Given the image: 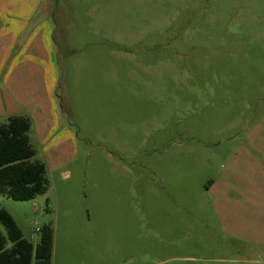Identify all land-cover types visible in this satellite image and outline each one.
I'll return each mask as SVG.
<instances>
[{
  "label": "rangeland",
  "instance_id": "374dc122",
  "mask_svg": "<svg viewBox=\"0 0 264 264\" xmlns=\"http://www.w3.org/2000/svg\"><path fill=\"white\" fill-rule=\"evenodd\" d=\"M18 1L0 85H55L56 112L29 132L48 193L0 195L24 238L51 224V264H264V0Z\"/></svg>",
  "mask_w": 264,
  "mask_h": 264
},
{
  "label": "trees",
  "instance_id": "16d2710c",
  "mask_svg": "<svg viewBox=\"0 0 264 264\" xmlns=\"http://www.w3.org/2000/svg\"><path fill=\"white\" fill-rule=\"evenodd\" d=\"M31 121L12 117L0 123V195L14 201H30L49 191L46 165L33 160L36 152L30 143ZM49 209V208H48ZM0 264H51L54 229L44 225L40 242L24 238L13 217L0 209Z\"/></svg>",
  "mask_w": 264,
  "mask_h": 264
},
{
  "label": "crops",
  "instance_id": "0c3cea01",
  "mask_svg": "<svg viewBox=\"0 0 264 264\" xmlns=\"http://www.w3.org/2000/svg\"><path fill=\"white\" fill-rule=\"evenodd\" d=\"M22 8L23 6L18 0H0V56L3 59L6 57V46H8L4 42L9 41V39L13 40L15 37L9 34H17L18 30L21 32L20 27L28 25V19L20 16ZM8 14L15 16L9 17ZM51 32V29H45L42 35L44 37L46 33L49 35ZM54 86L6 85V83L0 85V122H6L9 118L17 116L29 118L31 131L35 127L41 136L44 131H47L49 117H53L56 113L54 96H52ZM29 138L31 141L30 135Z\"/></svg>",
  "mask_w": 264,
  "mask_h": 264
}]
</instances>
